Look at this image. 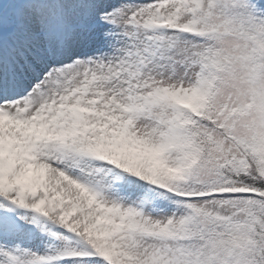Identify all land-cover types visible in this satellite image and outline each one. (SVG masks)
I'll return each mask as SVG.
<instances>
[{"label":"snow or ice","instance_id":"obj_1","mask_svg":"<svg viewBox=\"0 0 264 264\" xmlns=\"http://www.w3.org/2000/svg\"><path fill=\"white\" fill-rule=\"evenodd\" d=\"M0 264H264V0H0Z\"/></svg>","mask_w":264,"mask_h":264}]
</instances>
